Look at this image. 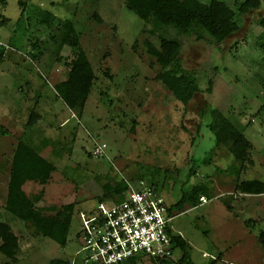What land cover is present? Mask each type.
<instances>
[{
  "label": "rangeland",
  "instance_id": "obj_1",
  "mask_svg": "<svg viewBox=\"0 0 264 264\" xmlns=\"http://www.w3.org/2000/svg\"><path fill=\"white\" fill-rule=\"evenodd\" d=\"M219 1L236 16L238 30L220 44H208L198 27L184 33L159 25L149 13L152 0H0V220H12L19 245L14 261L0 254V264H85L76 237L78 211L123 183L133 190L141 183L154 188L168 208L204 184L211 199L173 211L168 225L186 241L191 263L264 264L258 238L264 232V194H241L237 188L242 181L264 182V0L245 15L237 14L244 0ZM69 29L95 74L81 117L54 89L68 78L74 59L66 42ZM163 40L178 42L183 68L196 72L200 92L186 113L156 81L159 66L146 51L147 43L157 48ZM209 80L213 86L206 93ZM213 109L248 143L239 175V163L215 147L207 127ZM30 121L44 132H29ZM23 137L41 146L47 140L42 150L56 168L49 185L29 196L40 197L35 207L54 215L74 204L64 247L4 212L12 153ZM113 200L103 203L111 207ZM181 256L175 250L172 263Z\"/></svg>",
  "mask_w": 264,
  "mask_h": 264
},
{
  "label": "trees",
  "instance_id": "obj_2",
  "mask_svg": "<svg viewBox=\"0 0 264 264\" xmlns=\"http://www.w3.org/2000/svg\"><path fill=\"white\" fill-rule=\"evenodd\" d=\"M149 3L151 4L149 13L159 25L173 26L184 33L189 32L192 27H198L203 34V40L207 41L208 44H220L238 30L236 16L230 15L227 5L219 0H211L208 3L199 0H152ZM260 6L261 0H244L238 6L237 14L245 15L250 11L258 10ZM69 34L72 37L68 35L66 42L74 49V59L70 65L68 78L57 84L54 89L64 106L72 113L77 114V117H81L93 88L95 74L72 29H69ZM146 46L148 55L159 66L156 81L160 82L183 105L186 113L189 103L200 92V89L196 81V72L183 68L182 60L177 53L179 43L163 40L157 48L148 43ZM212 86L213 82L209 80L205 92L210 93ZM211 113V119L207 127L213 134L215 147H223L232 154L234 160L239 163V168L236 169L239 175L247 160L248 143L220 112L213 109ZM31 124L30 121L29 125ZM198 134L199 127L195 132L193 143H196L199 137ZM231 168L234 169L235 167L231 165ZM55 171L56 168L51 162L42 158L25 142L18 141L13 150L9 168L4 212L25 224H31L38 235L54 242L59 247H64L71 230L74 204L63 207L54 215H43L35 207V204L40 201V197L29 198L22 191V186L27 181L45 186L49 182L51 174ZM127 188L126 183H123L114 186L110 190H105L96 204L103 203L109 198L121 197L123 191ZM237 188L241 194L253 196L264 194V182L259 180L242 181ZM204 197L211 199L207 187L204 184H197L190 192L183 194L180 200L169 208L168 213L170 215L173 211L181 213L186 206L196 207L200 204L199 198ZM92 209L93 207L85 210ZM81 211L83 210L78 211V214ZM258 238L264 246V232H261ZM187 249L188 245L184 239L172 235L173 252L180 250L182 253V256L176 261L177 264H192ZM18 252L17 237L12 232L11 227L0 220V254L14 261ZM135 261L134 259L123 264H133ZM162 263L173 264L172 261ZM49 264L73 263L71 261L53 260Z\"/></svg>",
  "mask_w": 264,
  "mask_h": 264
},
{
  "label": "built area",
  "instance_id": "obj_3",
  "mask_svg": "<svg viewBox=\"0 0 264 264\" xmlns=\"http://www.w3.org/2000/svg\"><path fill=\"white\" fill-rule=\"evenodd\" d=\"M143 184L140 190L128 187L111 207L99 203L78 214L77 238L85 264H123L135 258L163 264L174 259L168 228L173 216L155 189Z\"/></svg>",
  "mask_w": 264,
  "mask_h": 264
},
{
  "label": "crops",
  "instance_id": "obj_4",
  "mask_svg": "<svg viewBox=\"0 0 264 264\" xmlns=\"http://www.w3.org/2000/svg\"><path fill=\"white\" fill-rule=\"evenodd\" d=\"M2 78H3V76H0V82L2 81ZM31 127V129L29 130V132L32 130V133L33 134H37V135H35V136H38L39 134H40V132H44V129H40V123H35V124H33V125H31L30 126ZM41 130H43V131H41ZM39 133V134H38ZM47 139V138H46ZM21 141H23V142H25L28 146H30L32 149H34L35 150V152L37 153V154H39L42 158H44V159H46L47 161H49V162H51L50 160H48L47 158H46V156H45V154H46V148L44 149V150H42L43 149V146L45 147L46 146V143H47V140L44 142L45 143V145H42L41 146V142L37 139V140H35L33 143H30V141L26 138V137H23V140H21ZM44 141V140H43ZM18 143V142H17ZM51 144V143H50ZM41 146V147H40ZM36 147H40V149H38V151H37V149H35ZM47 147H49V144L47 143ZM12 159V158H11ZM10 163H11V161H10ZM52 163V162H51ZM9 168H10V165H9ZM54 174V173H53ZM53 174H51V176H50V179H51V177H52V175ZM8 177H9V171H8ZM50 181V180H49ZM7 182H8V179H7ZM47 185H49L48 183L45 185V186H43V187H46ZM41 187V185H39L38 183H36V182H33V181H27V182H25L24 184H23V186H22V191L25 193V195L27 196V197H29V196H31V194H33L34 193V191L36 190V188L37 187ZM6 194H7V192H6ZM34 197V196H33ZM30 198V197H29ZM117 197H115L114 199H116ZM97 204L95 203V205L93 206V205H90L89 207H85L84 208V210L83 211H86L85 209H88V208H91V207H95ZM10 218H13V217H11L10 216ZM12 220L11 219H9L8 218V222H6L8 225H9V222H11ZM21 222V221H20ZM23 223V222H22ZM10 226V225H9ZM11 227V226H10ZM12 229V228H11ZM13 232V231H12ZM204 256V255H203Z\"/></svg>",
  "mask_w": 264,
  "mask_h": 264
}]
</instances>
